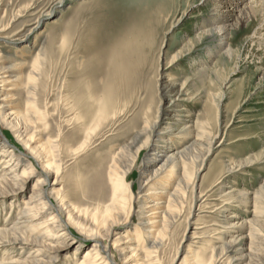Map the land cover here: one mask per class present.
I'll return each mask as SVG.
<instances>
[{
    "label": "rangeland",
    "instance_id": "1",
    "mask_svg": "<svg viewBox=\"0 0 264 264\" xmlns=\"http://www.w3.org/2000/svg\"><path fill=\"white\" fill-rule=\"evenodd\" d=\"M241 1L236 6L223 4L220 9L240 17L243 7L259 5L254 0ZM213 14L212 0H0V62L10 66L11 75L20 82L13 93L15 108L24 105L26 93L20 89L24 88L39 52L37 49L43 43L45 60L35 80L34 105L44 116L37 120L36 138L45 142L56 139L57 135L64 137L63 169L56 187L61 188V195L74 206H84L90 200L89 191L106 186L111 157L123 144L130 142L138 127L136 124L141 123L144 108L139 106L144 89L151 90L157 99L161 80L172 74L171 79L181 75L191 82L202 80V90L210 89L215 95L214 109L206 117L202 114L205 97L181 105L184 107L183 120L191 125L188 120L193 122L200 113L209 134L204 137L202 146L198 145L205 155L197 161L199 171L185 193V209L157 251L160 264H182L188 246L197 250L207 242L203 247L206 250L220 244L224 228H221L223 224L218 213L222 209L221 186L225 192L245 190L248 200L235 202L225 214H235V220H243L245 224L258 223L257 232L264 240V191L261 188L264 186V19L262 12L256 16L247 12L244 16L241 14L239 24L232 19L226 21L230 25L227 24L228 31L223 39L225 48L219 49L220 34L212 37L206 32L213 26ZM147 16L157 23V33L151 42L146 41L148 44H136L131 35L143 27ZM227 48L231 54H226ZM174 54L180 56L167 67L168 59ZM137 87L141 89L137 91ZM87 89H96L99 96L104 90L124 89L125 93L119 105L120 113H108L100 124L89 128V136L77 130L81 119L75 120L77 111L71 109L74 103L84 104L89 94ZM191 92L194 96V91ZM5 132L6 149H9L16 141L7 130ZM208 138L212 141L209 152L206 150ZM83 140H87V144L71 156L69 146L78 147ZM181 140L175 139L173 147L179 149ZM193 142L192 134L182 146ZM19 149L17 153L25 152L20 146ZM149 149H143L136 158L130 180L135 194L142 179H146L142 176L143 159ZM189 169L191 165L187 166ZM34 179L29 177L23 181V187L15 191L11 189L12 184H7L6 190L10 191L0 197V226L5 220L14 222L19 209L8 214L7 203L14 201L21 206L34 190ZM255 194L257 198L253 199ZM191 203L192 212L186 222ZM131 217L133 223L137 221L136 215ZM205 230L209 236L201 233ZM192 232H196L197 237L190 245ZM72 236L78 239L75 229L68 227L67 236L60 237L68 249L45 252L59 254L51 264H78L88 246L77 249L75 257L71 258L75 246ZM262 245L264 247V241ZM18 246L3 256L2 264H15L12 263L15 260L30 258L25 256L30 248H35L29 244L23 249ZM258 253L262 256L254 257L252 264L264 262V251ZM238 259L237 263L247 262L246 258Z\"/></svg>",
    "mask_w": 264,
    "mask_h": 264
},
{
    "label": "bare ground",
    "instance_id": "2",
    "mask_svg": "<svg viewBox=\"0 0 264 264\" xmlns=\"http://www.w3.org/2000/svg\"><path fill=\"white\" fill-rule=\"evenodd\" d=\"M212 2L214 4V14L211 19L213 26H210L211 28H208L206 32H209L212 37L218 36L216 33L220 34L221 37L218 38L217 43L219 49L225 45L223 39L226 38L227 24H229L226 21L232 19L239 24L242 20L241 14L244 16L247 12L252 16L262 12L264 19V0H254L253 2L259 4L258 6L249 5L248 8L242 6L240 17L228 12L227 9L222 11L220 8L223 4L239 5L241 0H212ZM145 20L143 27L138 28V32L131 35V40L135 39L136 44L151 42L157 33V23L153 22L154 18L148 17ZM205 26L208 25L205 24ZM37 50L39 52L33 60L28 80L24 88L20 89L26 93L24 105L20 109L12 104L13 93L18 90L17 86L20 82L11 75L10 66H5L3 61L0 62V197L10 191L6 190L8 183L12 184L11 189L15 191L23 187L22 184L29 177L35 178L34 190L21 206L14 201L6 202L10 207L8 214L15 208L19 211L14 222L9 223L5 220L0 226V264L4 262L3 256L8 255L12 247L19 245L18 247L23 249L28 244L35 247L30 248V252L25 256L30 258L15 260L12 263L51 264L59 254L51 255L48 253L49 249L67 248L60 237L67 236L68 227H73L78 234L77 240L72 236L74 244L69 243L75 245L71 258L75 257L77 249L88 246L81 254L78 264H160L156 255L157 251L168 238L170 229L181 211L185 209V193L193 184L192 180L199 171L197 161L205 155L198 145L202 146L204 137L209 134V131L204 129L206 122H203L204 119L200 113L196 115L193 122L188 120L191 125L183 120L181 114L184 107L181 105L182 102L200 100L205 97L202 114L206 117L214 109L215 95L210 89L202 90L204 89L202 80L200 83L199 81L191 82L188 77L182 78L181 75L171 79L169 76L172 74H168L166 79L161 80L157 99L154 98L151 90L144 89V96L140 97L139 106L144 108L140 118L141 123L136 124L138 127L130 142L123 144L111 157L106 173V186L101 190L89 191L90 200L84 206H74L61 195V188L56 187L60 183L59 177L63 169L61 150L65 141L64 137L57 135L56 139L45 142L36 138L37 120L43 119L44 116L38 113L34 105L35 80L45 60L43 43ZM231 52L227 48L226 54ZM138 54L139 50L137 56ZM179 56V54L171 56L167 61V67L171 66ZM139 89L141 88H136L137 91ZM95 90L93 89L94 93H92V90L87 89L89 94L84 104L74 103L71 106V109L77 111L75 120L81 119L77 130L84 132L86 136L91 133L89 128L100 124L108 113H120L122 108L120 109L119 105L125 97L124 89L104 90L102 96H99ZM191 90L194 91V96H191ZM196 125L197 130L194 131L193 127ZM157 127L159 128L156 129ZM5 130L16 141L10 145L9 149H6ZM192 134L194 142L182 146L183 141L189 139ZM177 138L182 139L179 149H176L177 146L173 147L174 140ZM211 142L208 138L207 152L211 149ZM86 144L87 140H83L78 147L70 148L69 146L70 155H75L77 150L80 151ZM160 144L163 145L159 146ZM19 146L25 152L17 153L16 149L20 150ZM148 148L150 152L143 159L145 165L142 171V176L146 179L143 180L141 177L138 193L135 194L130 180L136 168V158L140 157L143 149L148 150ZM189 165L191 169L188 171ZM50 176H52V182L47 187ZM219 188H222L220 201L222 209L218 213L223 224L221 228L224 227L220 244L212 245L206 250H203V247L208 245L207 242L200 245L197 250L188 246L184 251L182 264H240L237 263L240 257L247 259L245 264H252L254 257L262 256V253H258L264 251L262 245L264 240L257 232V227L260 225L251 221L245 224L243 220H235L237 217L235 214L233 216L225 214L235 202H246L248 194L242 189L236 192H225L224 187ZM261 188L264 191V186ZM201 193L200 190L199 198ZM257 195H253V199H256ZM192 208L193 203L189 205L186 222ZM46 212L49 213L47 217L43 216ZM133 214L137 216V221L134 223L131 217ZM185 232L186 229L182 238L185 237ZM262 232L264 233V230ZM201 233L209 236L207 230ZM191 235L190 245L197 237V233L192 232ZM46 251H48L47 254H45ZM190 255L191 258H188Z\"/></svg>",
    "mask_w": 264,
    "mask_h": 264
}]
</instances>
